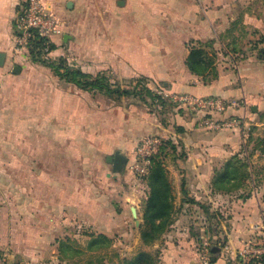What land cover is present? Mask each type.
Masks as SVG:
<instances>
[{
	"label": "rangeland",
	"instance_id": "374dc122",
	"mask_svg": "<svg viewBox=\"0 0 264 264\" xmlns=\"http://www.w3.org/2000/svg\"><path fill=\"white\" fill-rule=\"evenodd\" d=\"M16 2L15 39V17L24 7L23 0ZM44 2L59 20L62 34L69 35L66 41L59 35L56 49L48 56L65 58L68 65L91 75L105 73L113 86L136 94L115 98L81 90L49 67L32 62L28 48H21L14 39L16 50L0 67V264H119L140 250L151 252L157 264H164L165 255L178 250L184 238L193 241L190 248L197 258L207 244L218 245L227 254L226 234L219 228L234 220L227 211L237 212L241 201L235 198L233 207L224 210L228 215L215 214L218 209L209 210L204 203L202 217L193 212L181 221V231L169 232V228L153 242L156 245H146L141 230L149 188L146 176L136 175L129 166L143 137L156 134L163 142L171 141V112H187L164 97L157 99L158 92L166 90L162 78L170 70L166 72L165 65L172 61L179 71L182 63L181 46L173 48L174 54L167 52L171 36L175 41L182 32L180 10L194 8L204 15L213 4L218 13L216 38L202 43L205 50L214 56L219 71L238 73L237 65H252L264 83V0H125L123 5L117 0ZM171 2H177V14H171ZM16 65L19 73L12 72ZM263 120L264 109L249 121L243 141L247 152L240 157L246 162L251 161L249 146L262 156L249 167L250 178L239 189L243 195L259 188L264 196V124L254 125ZM116 150L127 157L120 173L106 162V156ZM168 154L166 165L172 159ZM99 233L111 238L109 245L87 250L89 235ZM60 242L81 253L73 255L69 250L65 255ZM253 245L264 246V236ZM224 262L259 264L255 257L240 259V254Z\"/></svg>",
	"mask_w": 264,
	"mask_h": 264
},
{
	"label": "crops",
	"instance_id": "0c3cea01",
	"mask_svg": "<svg viewBox=\"0 0 264 264\" xmlns=\"http://www.w3.org/2000/svg\"><path fill=\"white\" fill-rule=\"evenodd\" d=\"M176 3L171 2L170 4L172 15L179 12L174 8ZM201 5L205 7V4ZM16 6V0H0V52L6 54L4 65L16 50L14 46L15 37L12 34L14 28V26L12 27V17H14ZM180 7L184 6L180 5ZM211 7V10H204V15H198L196 10H193L194 8L186 11L180 10V28L182 32L178 34L175 41L171 36L167 44V49H169L167 52L174 54L173 48H180L181 46L184 53L182 63L181 66H178L179 71L175 70L176 66L172 61L165 65L164 70L166 72L170 70V72L162 78L165 79L163 84L166 86V90L172 93L218 96L224 99L244 98L248 103L249 113L243 110L229 109L222 117L244 115L251 121L258 118L264 109V83H262L255 67L252 65H237L238 73H234V70L233 72L219 71L216 66L218 76L211 81L205 82L202 76L191 73L185 64L189 52L187 45L190 42V44L204 43L216 38L214 21L218 13L213 9V4H211ZM184 14H186L185 19H183ZM171 24H178V22ZM61 34L52 36L51 42L56 45L57 41L60 40L59 35ZM62 35L64 40V36L67 34ZM215 65H217V62H215ZM129 73H133V71ZM141 74L148 75L145 72H141ZM257 74L259 75L258 78ZM253 106L257 108L254 113L251 112ZM171 114H173L171 117L173 122L170 139L171 143L174 144V149L170 150L172 154L169 153L168 155H171L172 159L168 161L169 165L165 164V166L172 173L169 174V178L174 194V211L172 213L174 221L169 227L171 230H168H170L169 232L181 231V225L183 224L181 221L189 219L191 217L190 214L193 212L202 217L204 213L203 207H205L204 203L210 206L209 210L218 209L219 212H215V214L220 212L226 214L224 210L232 208V203L237 198L238 203L241 201L236 207L237 212L227 211L233 215L231 217L234 220L221 224L219 228L224 229L226 234L227 254L218 245L213 244V247L219 248L213 264H225V258L228 256L237 257L246 244H249V242H253V244L261 243L264 236V231L262 230L264 229V196L259 188L249 189V192L243 195L242 190H239L240 188L238 189L239 191L235 190L228 193L219 192L212 185L215 170L219 169L231 156L235 154L241 156L245 151L247 152V146L243 145L245 139L243 140L236 130H213L202 127L198 121L199 115L190 110H187V112H171ZM263 121L254 122V125L261 126L264 124ZM168 128H170V125ZM249 148L252 162L248 160L247 163L250 167L257 161L258 157L262 156L259 150L251 151V146ZM191 200L196 203H192ZM190 239H182L178 250L173 251L171 256L165 255L164 264H198L196 261H199V258L190 248L193 242ZM166 243L170 244V241ZM153 245L156 244L153 243ZM240 259L248 261L250 257H242L240 255Z\"/></svg>",
	"mask_w": 264,
	"mask_h": 264
},
{
	"label": "trees",
	"instance_id": "16d2710c",
	"mask_svg": "<svg viewBox=\"0 0 264 264\" xmlns=\"http://www.w3.org/2000/svg\"><path fill=\"white\" fill-rule=\"evenodd\" d=\"M17 9L18 7H16ZM16 33L17 35L19 34L18 31ZM45 42L44 38H40L35 34L27 45L28 56L32 62L49 67L60 79L75 85L81 90L96 91L115 98L129 97L136 94L135 90L113 86L105 73L91 75L79 68L68 65L66 59L62 57L58 58V60H52L48 55L56 49V45L50 42L48 51H44ZM185 64L191 73L202 76L205 82L211 81L218 76L214 56L208 54L201 42L189 46ZM142 89L149 94L151 93L146 86H143ZM160 97L158 96L157 98L156 96L158 100H160ZM173 149L174 144L170 140L164 141L160 151L150 158L149 167L145 174L149 190L143 206L144 229L141 230V239L146 245H151L156 241L169 229V226L174 221L172 216L174 211L173 187L169 172L165 166V156ZM261 151L263 152L264 149H261ZM250 173L249 164L239 154H235L219 169L215 170L212 185L219 192H233L245 184V180L250 178ZM191 202L196 203L194 200H191ZM206 214L208 215V212ZM110 242L111 238L103 233L90 234L86 249L94 251L109 245ZM59 249L65 255H67L69 250L73 255H76L75 253L77 252L81 253L79 249H75L72 246L66 248L64 242H60ZM217 255L218 253L212 254L213 262ZM256 259L259 264H264V254ZM157 262L158 260L151 252L140 250L133 256L124 257L119 264H157Z\"/></svg>",
	"mask_w": 264,
	"mask_h": 264
},
{
	"label": "built area",
	"instance_id": "2783aa9c",
	"mask_svg": "<svg viewBox=\"0 0 264 264\" xmlns=\"http://www.w3.org/2000/svg\"><path fill=\"white\" fill-rule=\"evenodd\" d=\"M24 7L15 17V28L19 32L16 43L21 48L27 47L29 41L37 34L46 40L44 51H48L49 43L54 35L62 33L59 20L44 0H23ZM171 104L190 110L199 115L202 127L213 130L232 129L238 131L243 140L248 136L249 120L244 116L231 115L222 117L229 109L246 111L249 108L244 98L232 99L218 96H196L189 93H172L167 90L158 92ZM163 140L156 134L143 137L136 147L134 161L130 169L138 176L146 174L150 158L157 154ZM212 244L205 245L200 253V264H213ZM224 249H227L225 246ZM242 257L258 258L264 254V246L246 244L239 252Z\"/></svg>",
	"mask_w": 264,
	"mask_h": 264
},
{
	"label": "water",
	"instance_id": "95a60500",
	"mask_svg": "<svg viewBox=\"0 0 264 264\" xmlns=\"http://www.w3.org/2000/svg\"><path fill=\"white\" fill-rule=\"evenodd\" d=\"M118 5H123L125 0H117ZM67 6L69 8L72 7V2H68ZM69 35H65L64 36V41H66L68 39ZM5 56L6 54L4 52H0V67H2L5 63ZM21 70V68L19 66H14L12 69L13 73H19ZM257 108L255 106H253L251 108V112H256ZM106 162L112 165V171L113 172H117L120 173L124 170L126 164H127V157L122 154L120 151L116 150L112 155H107L106 156ZM131 212L133 214L134 217H136V209L134 207L131 208ZM138 223V221H137ZM219 251V248L214 246L211 249V252L214 254L216 252Z\"/></svg>",
	"mask_w": 264,
	"mask_h": 264
}]
</instances>
